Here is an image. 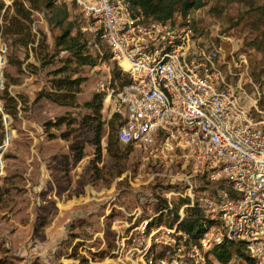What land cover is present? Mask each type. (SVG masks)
Segmentation results:
<instances>
[{"label":"rangeland","instance_id":"374dc122","mask_svg":"<svg viewBox=\"0 0 264 264\" xmlns=\"http://www.w3.org/2000/svg\"><path fill=\"white\" fill-rule=\"evenodd\" d=\"M23 3L27 23L14 10L0 11V37L8 47L0 103L13 135L0 154V264H157L168 245L181 240L167 210L185 215L191 197L213 199L223 181L193 173L181 152L159 158L152 148L114 141L120 153L112 158L107 144L123 78L119 66L88 34L84 53L96 62L75 67L55 47L59 30L47 23L42 0ZM69 15L81 31L86 22L74 17V9ZM190 16L200 30L199 46H221L220 71L231 72L229 79L249 96L262 93L264 0H205ZM240 49L247 53L244 65L234 56ZM63 76L79 80L78 93L65 95L74 98L71 106L44 97L54 92L52 80ZM99 98L96 113L87 104L97 107ZM5 134L0 114V143ZM237 261L234 256L230 264Z\"/></svg>","mask_w":264,"mask_h":264},{"label":"built area","instance_id":"2783aa9c","mask_svg":"<svg viewBox=\"0 0 264 264\" xmlns=\"http://www.w3.org/2000/svg\"><path fill=\"white\" fill-rule=\"evenodd\" d=\"M0 1L3 12L13 10L15 1L24 5L23 0ZM47 1L51 9L66 8L68 19L74 9V17L86 22L81 31L105 44L128 77L115 95V114L121 119L118 142L152 148L159 158L181 152L193 173L223 181L234 193L230 197L220 189L213 199L199 203L206 226L197 242L177 231L184 217L178 213L174 225L181 240L169 244L156 263L207 264L214 247L239 244L251 263L238 258L236 264H264V91L257 90L256 98L249 96L240 82L234 85L229 79L231 72L227 77L220 71L219 44L199 46L202 39L190 25L145 17L132 0ZM246 54L235 52L239 65L247 63ZM7 55L0 37V90ZM108 92L110 99L114 91ZM4 111L0 103L6 129L0 154L13 137ZM187 184L191 185L189 179ZM194 204L191 197L184 207Z\"/></svg>","mask_w":264,"mask_h":264},{"label":"trees","instance_id":"16d2710c","mask_svg":"<svg viewBox=\"0 0 264 264\" xmlns=\"http://www.w3.org/2000/svg\"><path fill=\"white\" fill-rule=\"evenodd\" d=\"M27 1L29 3L32 2V0ZM42 2L45 4V8L49 10L47 23L59 30L58 36L55 37V47L67 52L71 61L74 62L75 67L93 66L96 62V57L84 53V50L88 45V40L86 38L88 34L74 29L75 24L74 22L68 20L66 8L62 7L51 9L47 0H42ZM132 3L136 8L142 11L145 17L152 18L153 20L160 22H169L171 24H188L196 31V33L200 31L190 15L203 8L205 0H132ZM2 9L3 4L0 1V11ZM13 10L18 19L22 20V22L27 23L30 21V11L25 8L21 2L15 1ZM15 19L14 21H16ZM103 45L109 51V48L105 44ZM121 76L123 78L121 79L120 88L129 82L128 77L122 72ZM79 85L78 79L71 80L68 76L57 78L52 80V89L54 92L46 94L44 97L60 106H71L75 102L74 98H69V96L65 95H74L75 93H78ZM87 105L91 111L99 113L102 105L101 98H99V104L97 107H94L92 104ZM120 120V116L115 114L109 123L107 153L114 159L117 158L118 153H120V149L117 148L116 142L118 143V140H114L113 132L115 131L117 121L119 122ZM118 125L119 124H117V126ZM223 183L225 184V182ZM224 184H221L219 187L216 185V189L215 192L213 191V194H216V192L220 189H226L229 196L234 197V193L227 187L226 184L224 186ZM163 203V207L167 210V206L164 201ZM166 213L168 215H172L173 217V223L169 224V227H172V225L179 220L178 213L176 210H167ZM205 226L206 224L203 220L202 210L199 207V203L195 202L193 208L186 210L184 217L177 225V231L185 235L188 239L187 241L197 242L199 237L205 231ZM234 256L251 263V260L244 253L241 245L222 244L214 247L210 251L207 264H229Z\"/></svg>","mask_w":264,"mask_h":264},{"label":"crops","instance_id":"0c3cea01","mask_svg":"<svg viewBox=\"0 0 264 264\" xmlns=\"http://www.w3.org/2000/svg\"><path fill=\"white\" fill-rule=\"evenodd\" d=\"M84 164V159L81 157L78 159V167L82 166ZM80 165V166H79Z\"/></svg>","mask_w":264,"mask_h":264}]
</instances>
